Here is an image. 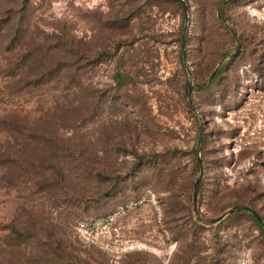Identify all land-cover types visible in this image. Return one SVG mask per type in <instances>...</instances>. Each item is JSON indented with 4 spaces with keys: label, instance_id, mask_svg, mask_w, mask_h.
Wrapping results in <instances>:
<instances>
[{
    "label": "rangeland",
    "instance_id": "1",
    "mask_svg": "<svg viewBox=\"0 0 264 264\" xmlns=\"http://www.w3.org/2000/svg\"><path fill=\"white\" fill-rule=\"evenodd\" d=\"M184 2L0 0V264H264V0Z\"/></svg>",
    "mask_w": 264,
    "mask_h": 264
},
{
    "label": "water",
    "instance_id": "2",
    "mask_svg": "<svg viewBox=\"0 0 264 264\" xmlns=\"http://www.w3.org/2000/svg\"><path fill=\"white\" fill-rule=\"evenodd\" d=\"M177 1H179V2L181 3V6H182V8H183V11H184V13L186 14V5H185L184 0H177ZM186 21H187V17H186ZM184 31H185V28H184ZM184 31H183L182 38H181V46H182V48L184 47ZM198 162H199V164H200V159H199V158H198ZM196 185H197V181L195 182V185H194V191H195ZM194 202H195V193L193 194V203H194ZM240 208L243 209V210H247V211L251 212V213L256 217V219H257L258 221H261L260 216H259V215L257 214V212L254 211L252 208H250V207H248V206H241ZM232 210H233V209H230V210H228L226 213L222 214V215L218 218V220H219V219H222L226 214H228V213L231 212Z\"/></svg>",
    "mask_w": 264,
    "mask_h": 264
},
{
    "label": "trees",
    "instance_id": "3",
    "mask_svg": "<svg viewBox=\"0 0 264 264\" xmlns=\"http://www.w3.org/2000/svg\"><path fill=\"white\" fill-rule=\"evenodd\" d=\"M122 79V77H119V80H121ZM249 212V211H248ZM251 213V212H250ZM252 214V213H251ZM253 215V214H252ZM254 216V215H253ZM255 217V216H254ZM256 218V217H255Z\"/></svg>",
    "mask_w": 264,
    "mask_h": 264
}]
</instances>
